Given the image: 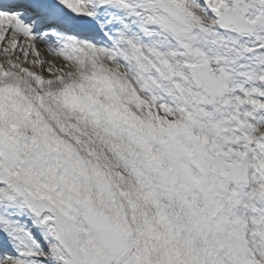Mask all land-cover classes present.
Masks as SVG:
<instances>
[{
	"label": "snow or ice",
	"instance_id": "snow-or-ice-1",
	"mask_svg": "<svg viewBox=\"0 0 264 264\" xmlns=\"http://www.w3.org/2000/svg\"><path fill=\"white\" fill-rule=\"evenodd\" d=\"M0 264H264V0H0Z\"/></svg>",
	"mask_w": 264,
	"mask_h": 264
}]
</instances>
